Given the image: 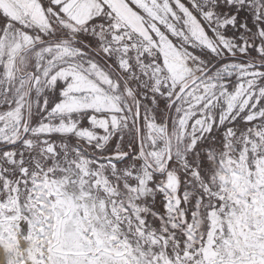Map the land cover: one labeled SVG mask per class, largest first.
<instances>
[{"label":"snow or ice","instance_id":"snow-or-ice-1","mask_svg":"<svg viewBox=\"0 0 264 264\" xmlns=\"http://www.w3.org/2000/svg\"><path fill=\"white\" fill-rule=\"evenodd\" d=\"M0 264H264V0H0Z\"/></svg>","mask_w":264,"mask_h":264}]
</instances>
